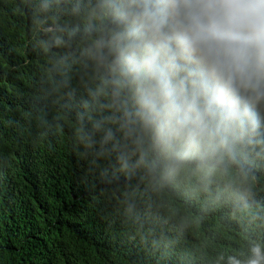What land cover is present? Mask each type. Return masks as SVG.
Wrapping results in <instances>:
<instances>
[{
	"label": "trees",
	"instance_id": "obj_1",
	"mask_svg": "<svg viewBox=\"0 0 264 264\" xmlns=\"http://www.w3.org/2000/svg\"><path fill=\"white\" fill-rule=\"evenodd\" d=\"M89 13V0H0V264H228L264 251V108L260 134L230 154L168 179L161 163L122 169L126 142L101 145L80 119L98 83L84 42L48 39Z\"/></svg>",
	"mask_w": 264,
	"mask_h": 264
},
{
	"label": "clouds",
	"instance_id": "obj_2",
	"mask_svg": "<svg viewBox=\"0 0 264 264\" xmlns=\"http://www.w3.org/2000/svg\"><path fill=\"white\" fill-rule=\"evenodd\" d=\"M89 2L82 30L57 25L48 39L66 49L77 37L84 42L81 56L98 83L80 101V119L88 117L101 145L126 142L130 151L117 156L122 169L151 175L161 163L168 179L260 134L264 0ZM60 59L70 67L68 54ZM95 110L102 114L93 119ZM228 264H264V251L254 245L247 261L229 257Z\"/></svg>",
	"mask_w": 264,
	"mask_h": 264
}]
</instances>
